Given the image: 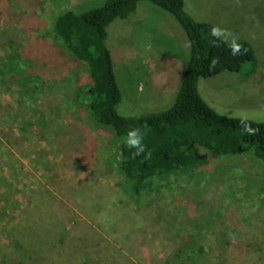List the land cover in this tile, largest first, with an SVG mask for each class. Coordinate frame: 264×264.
I'll list each match as a JSON object with an SVG mask.
<instances>
[{"label":"rangeland","instance_id":"1","mask_svg":"<svg viewBox=\"0 0 264 264\" xmlns=\"http://www.w3.org/2000/svg\"><path fill=\"white\" fill-rule=\"evenodd\" d=\"M104 1L0 0V264H248L262 256L260 160L222 156L150 181L137 199L124 190L116 137L93 123L83 93L87 66L53 32L64 10ZM184 1L221 38L249 42L258 60L255 69L200 79V94L223 115L264 121V0ZM108 34L118 112L170 108L190 50L178 22L141 1ZM8 58L15 82L6 80ZM31 70L41 78L36 89ZM219 246L229 254L218 256Z\"/></svg>","mask_w":264,"mask_h":264},{"label":"trees","instance_id":"2","mask_svg":"<svg viewBox=\"0 0 264 264\" xmlns=\"http://www.w3.org/2000/svg\"><path fill=\"white\" fill-rule=\"evenodd\" d=\"M141 1L151 2L172 16L186 34L190 50L174 104L164 111L130 117L118 112L123 93L107 44L108 27L134 15ZM81 6H72L57 16L54 36L72 57L87 66L91 83L83 93L89 100L90 116L97 127L109 129L116 137L122 186L130 197H141L154 179L199 169L222 156H250L264 164V121L223 115L199 91L200 79L226 71L240 73L246 64L255 69L258 60L249 42L230 43L221 38L212 24L197 21L186 11L184 0H106L87 11ZM11 65L9 74L13 75L6 80L13 78L15 82L18 69L14 61ZM40 82L38 73L28 71L27 83L36 89ZM137 130L143 151L134 155L137 149L130 148L128 141L129 133ZM225 249L219 246L218 256L229 254ZM246 261L264 264V254Z\"/></svg>","mask_w":264,"mask_h":264},{"label":"clouds","instance_id":"3","mask_svg":"<svg viewBox=\"0 0 264 264\" xmlns=\"http://www.w3.org/2000/svg\"><path fill=\"white\" fill-rule=\"evenodd\" d=\"M129 137H130V139L128 141V146L130 148L137 149V151L134 153V155H139L140 152L143 151V147L141 145V138H140L138 130L129 133Z\"/></svg>","mask_w":264,"mask_h":264}]
</instances>
